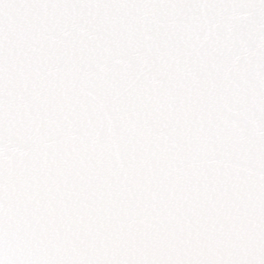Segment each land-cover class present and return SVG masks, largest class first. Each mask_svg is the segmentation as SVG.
I'll return each mask as SVG.
<instances>
[{
    "label": "snow or ice",
    "instance_id": "6c2138e0",
    "mask_svg": "<svg viewBox=\"0 0 264 264\" xmlns=\"http://www.w3.org/2000/svg\"><path fill=\"white\" fill-rule=\"evenodd\" d=\"M0 264H264V0H0Z\"/></svg>",
    "mask_w": 264,
    "mask_h": 264
}]
</instances>
